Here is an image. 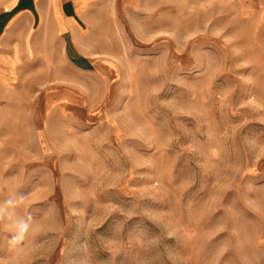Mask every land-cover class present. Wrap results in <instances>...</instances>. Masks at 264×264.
Returning a JSON list of instances; mask_svg holds the SVG:
<instances>
[{
    "label": "rangeland",
    "instance_id": "374dc122",
    "mask_svg": "<svg viewBox=\"0 0 264 264\" xmlns=\"http://www.w3.org/2000/svg\"><path fill=\"white\" fill-rule=\"evenodd\" d=\"M76 21L92 64L0 104V202L31 217L16 248L0 222V264H264V0Z\"/></svg>",
    "mask_w": 264,
    "mask_h": 264
},
{
    "label": "crops",
    "instance_id": "0c3cea01",
    "mask_svg": "<svg viewBox=\"0 0 264 264\" xmlns=\"http://www.w3.org/2000/svg\"><path fill=\"white\" fill-rule=\"evenodd\" d=\"M108 1L0 0V104L30 108L26 101L47 91L48 74L78 76L79 59L91 65L79 48L83 32L76 18Z\"/></svg>",
    "mask_w": 264,
    "mask_h": 264
},
{
    "label": "clouds",
    "instance_id": "9594fccd",
    "mask_svg": "<svg viewBox=\"0 0 264 264\" xmlns=\"http://www.w3.org/2000/svg\"><path fill=\"white\" fill-rule=\"evenodd\" d=\"M26 200V195L23 193H12L6 200L0 202V222H6L11 225L13 231L9 240L10 247L16 248L26 238L31 224L30 216H20L17 209L21 203Z\"/></svg>",
    "mask_w": 264,
    "mask_h": 264
}]
</instances>
